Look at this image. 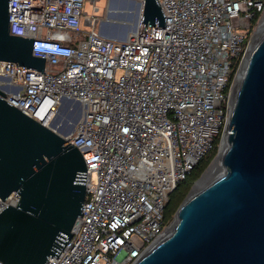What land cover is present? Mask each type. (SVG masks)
I'll return each instance as SVG.
<instances>
[{
	"label": "built area",
	"instance_id": "1",
	"mask_svg": "<svg viewBox=\"0 0 264 264\" xmlns=\"http://www.w3.org/2000/svg\"><path fill=\"white\" fill-rule=\"evenodd\" d=\"M84 1L10 0V32L34 37L46 66L0 60V90L57 132L66 103L80 116L63 135L87 167L82 216L46 264H136L171 228L170 193L223 141L264 0H158L165 26L140 21L125 39L96 30Z\"/></svg>",
	"mask_w": 264,
	"mask_h": 264
},
{
	"label": "water",
	"instance_id": "2",
	"mask_svg": "<svg viewBox=\"0 0 264 264\" xmlns=\"http://www.w3.org/2000/svg\"><path fill=\"white\" fill-rule=\"evenodd\" d=\"M9 2L0 0V60L45 72L34 37L10 32ZM141 2L139 22L165 26L159 1ZM4 96L0 90V197L17 191L20 198L0 212V261L46 264L82 216L87 167L64 137L69 131L51 129ZM225 135L222 170L188 193L171 231L136 264H264V33L249 48Z\"/></svg>",
	"mask_w": 264,
	"mask_h": 264
},
{
	"label": "rangeland",
	"instance_id": "3",
	"mask_svg": "<svg viewBox=\"0 0 264 264\" xmlns=\"http://www.w3.org/2000/svg\"><path fill=\"white\" fill-rule=\"evenodd\" d=\"M140 2L141 0H97L95 3L97 10H94L93 3H91L90 0H85L83 4V12H87L88 14L94 13L97 16L95 28L98 30L99 26L100 28L102 27L105 36L125 39L134 31V28L137 27L139 23L141 16ZM81 28L90 30V27L85 26L83 22L81 24ZM65 109H68L67 103L59 110L60 113L57 119L58 121L61 120L64 123L62 130H68L70 132L75 128L80 116L79 113H74L72 117H69V111L66 113L67 110ZM216 155L210 161L209 165L202 172V174L194 181L190 191L194 190L198 180H200L208 171L212 163L215 161ZM93 179H96V175H94Z\"/></svg>",
	"mask_w": 264,
	"mask_h": 264
},
{
	"label": "trees",
	"instance_id": "4",
	"mask_svg": "<svg viewBox=\"0 0 264 264\" xmlns=\"http://www.w3.org/2000/svg\"><path fill=\"white\" fill-rule=\"evenodd\" d=\"M219 145L220 138L216 140L213 150L205 158L200 160L193 170L185 177V179L181 180L175 189L170 193L169 200L167 201L164 209V217L167 222H171L173 220L177 209L187 197L194 181L202 174V172L209 165L210 161L218 153Z\"/></svg>",
	"mask_w": 264,
	"mask_h": 264
},
{
	"label": "bare ground",
	"instance_id": "5",
	"mask_svg": "<svg viewBox=\"0 0 264 264\" xmlns=\"http://www.w3.org/2000/svg\"><path fill=\"white\" fill-rule=\"evenodd\" d=\"M140 3H142V2H140ZM111 11H113V10H111ZM261 23H262V25L260 24L261 27H259L260 29H258L259 30V31H257L258 34H256V36L254 37V39H253V41L251 43V47L254 46L258 42V40L260 39V37L264 33V20H262ZM135 28H134V30H135ZM245 66H246V62H245L244 66L241 69V72L239 74V78L237 77V81L235 83V87H234V90H233V96L235 94L236 87H237V85L239 83L240 76L244 72ZM232 99H233V97H232ZM65 110H67L66 111V113H67L68 112V109H65ZM59 113H60V111L57 113L55 119L52 121V124H55V127H56L57 130H61L63 128V125H64V123L61 120L58 121V119H57ZM225 145H226V135L223 138V143L221 145V152H220V154L216 157L215 161L212 163V165L210 166V168L208 169V171L203 175V177L200 180H198V182L195 185V188H194L193 192L196 191V190H198L200 187H202L205 183H207L210 179H212L216 174H218L222 170V167H221V164H220L221 162L220 161H221L222 150H223V148H224ZM170 231H171V228L168 230V232H170Z\"/></svg>",
	"mask_w": 264,
	"mask_h": 264
}]
</instances>
